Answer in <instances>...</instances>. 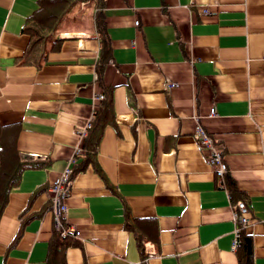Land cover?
Returning a JSON list of instances; mask_svg holds the SVG:
<instances>
[{
  "label": "crops",
  "instance_id": "0c3cea01",
  "mask_svg": "<svg viewBox=\"0 0 264 264\" xmlns=\"http://www.w3.org/2000/svg\"><path fill=\"white\" fill-rule=\"evenodd\" d=\"M40 1L0 0V136L16 152L0 158V200L25 167L0 211V264H264V0H73L26 63ZM197 125L222 146V178ZM76 152L62 221L77 236L52 257L48 189Z\"/></svg>",
  "mask_w": 264,
  "mask_h": 264
},
{
  "label": "trees",
  "instance_id": "16d2710c",
  "mask_svg": "<svg viewBox=\"0 0 264 264\" xmlns=\"http://www.w3.org/2000/svg\"><path fill=\"white\" fill-rule=\"evenodd\" d=\"M73 0H44L40 1L38 10L28 19V24L25 27L26 33L30 37V44L24 53L23 62H28L31 55L37 50L38 46L44 38L48 36L51 30L54 28L58 19L66 10V7ZM101 15L96 16V26L98 32L100 33V44H101V55L106 54L108 50V40L104 33V26H102ZM29 63V62H28ZM100 79V72H98ZM101 100L100 108L95 112L94 121L91 128L88 130L85 142H84V156L86 163H94V156L96 154L97 146L99 143L102 128L105 123H108L112 118V100L111 93H105ZM0 158L5 156H15L16 152L12 150V145L4 148L5 141L0 136ZM80 163V162H79ZM77 163L73 168V174L78 170H83V167L79 166ZM25 167L21 165H16L13 171L9 174L4 182L2 196L0 200V211L6 203V197L9 190L16 186L18 183V176L23 171ZM63 221L61 222V228L55 229L52 233L50 240V251L52 252V257H56L55 254L61 253L66 245L62 242L64 235H62V229H64ZM126 227L130 228L129 225ZM239 243L237 247L242 246L245 256L249 258L251 256V239L249 236H243L242 233L238 236ZM54 254V255H53Z\"/></svg>",
  "mask_w": 264,
  "mask_h": 264
},
{
  "label": "built area",
  "instance_id": "2783aa9c",
  "mask_svg": "<svg viewBox=\"0 0 264 264\" xmlns=\"http://www.w3.org/2000/svg\"><path fill=\"white\" fill-rule=\"evenodd\" d=\"M207 11H204L203 14H206ZM138 22L135 21V26H137ZM175 86L169 79L165 82V88L171 89ZM103 99V95L99 94L96 96V100L101 101ZM209 116H216L215 110L211 108L209 110ZM89 127V125L87 126ZM194 136L196 139V143L198 148L206 154L207 162L212 165L215 169V173L219 178H222L225 174L227 168L226 163L224 162L223 154H222V146L218 143V141L213 140L203 129L201 125H197L194 128ZM79 153L76 152L74 156L69 160L66 168L52 181L49 186V194L50 201L52 205V211L54 214V225L55 228H61V222L66 217L67 207L65 201L70 197L71 187H70V179H71V167L76 163V156ZM245 206L243 204L239 205V212H245ZM238 223L242 225L247 224V219L243 215L236 216ZM71 233L77 236V232L70 231L68 228L62 229V235L66 233ZM237 245V232L235 239L233 240V249Z\"/></svg>",
  "mask_w": 264,
  "mask_h": 264
},
{
  "label": "bare ground",
  "instance_id": "6f19581e",
  "mask_svg": "<svg viewBox=\"0 0 264 264\" xmlns=\"http://www.w3.org/2000/svg\"><path fill=\"white\" fill-rule=\"evenodd\" d=\"M75 165H76V163H75V164H73V165H72V167H71V171H72V172H71V176H72V173H73V168H74V166H75ZM65 168H66V167H65ZM65 168H64V169H65ZM64 169H63V170H64Z\"/></svg>",
  "mask_w": 264,
  "mask_h": 264
}]
</instances>
